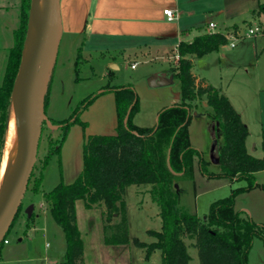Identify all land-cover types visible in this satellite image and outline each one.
Listing matches in <instances>:
<instances>
[{
  "label": "trees",
  "instance_id": "trees-1",
  "mask_svg": "<svg viewBox=\"0 0 264 264\" xmlns=\"http://www.w3.org/2000/svg\"><path fill=\"white\" fill-rule=\"evenodd\" d=\"M29 5L30 0H20L19 26L13 33V43L8 50L0 82V162ZM261 13H264V0L258 3L253 12L254 15ZM237 32V28H233L227 34ZM261 36H264V29ZM227 43L225 33L203 32L189 43L178 44L177 65L171 71L179 82L180 98L176 104L159 112L155 129L139 127L133 123V117L138 111V98L130 85H105L100 88L99 94L108 91L114 95L115 133L84 136L82 169L78 176L72 183H59L43 195L52 219L64 235L65 264L83 262V244L76 223V200H82L86 208L102 204L108 223L114 215L119 214L120 222L114 227H108L113 228L110 235L107 233L108 228H104V243H128L123 195L129 185L149 187L147 192L151 202L158 208L161 221L158 231H147L155 241H134L137 247L144 250L146 259L158 251L160 264H189L191 257L184 240L189 239L192 240L191 246L197 251L199 264H249L248 254L253 241L259 239L264 242V224L256 223L249 216L235 211L234 202L238 195L255 188L264 191V179L258 184L254 176L256 172L264 174V130L261 134L262 155L255 157L247 151L248 129L240 115L227 97L216 88L209 84H196V77L191 72L192 61L188 58L190 55L202 57ZM47 97L48 90L44 111ZM96 97L97 95H89L85 98L81 110H85ZM201 101H205L210 108L209 117L214 123L215 132L221 137L216 153V173L207 170L208 162L189 143L188 124L191 112ZM72 116L64 121L51 123L65 129L78 123L85 128L86 123L80 121L78 116L70 121ZM49 147L58 154L59 146L52 147L49 144ZM48 156L49 153L43 168L48 163ZM195 157H198L200 171L205 177L245 182L244 186L232 189L227 196L212 201L202 217L180 212L176 205L177 191L174 185L179 178H192ZM41 180L42 176L35 182V191L39 190ZM4 240L6 236L0 243V248Z\"/></svg>",
  "mask_w": 264,
  "mask_h": 264
},
{
  "label": "rangeland",
  "instance_id": "rangeland-1",
  "mask_svg": "<svg viewBox=\"0 0 264 264\" xmlns=\"http://www.w3.org/2000/svg\"><path fill=\"white\" fill-rule=\"evenodd\" d=\"M3 1H5L2 4L4 9L0 11V82L8 50L13 43V33L19 26L20 17V0ZM28 15L29 9L27 18ZM255 25L264 26V20L261 21V24H253V26ZM245 31H247V27H244L240 32L245 33ZM79 47H81L80 51ZM219 48L220 51L231 57L239 51L243 54L239 59L243 67L237 69L238 71L228 70L225 72L227 76L223 77V82L230 83L227 92L232 98H235L233 99L234 106L237 111L242 113L243 123L247 126L249 153L255 157H261V134L264 130V36L257 34L254 37H244L233 48L228 43ZM105 56H108V52L97 53L91 49L90 44L82 45L79 37L67 34L60 37L58 53L49 80L45 115L52 126L54 124L51 122L64 121L71 115L73 116L70 121L78 116L80 121L86 123V126L82 128L78 123L71 124L66 129L62 127L55 129L47 124L42 126L36 160L21 206L6 234L7 242L0 248V264H65L64 235L61 228L52 219L49 206L43 195L50 192L59 183H72L80 173L83 137L95 130L100 122V116L97 113L99 106L89 109L92 102L100 95V88L105 85L119 87L117 84H121V82H130L135 86L139 73L146 66L138 64L137 70L131 71L121 63L119 71L114 70V74L103 77L101 72ZM157 63L160 61L153 62L155 65ZM243 68H246V71ZM194 70L197 74L208 71V74L213 78L218 75V68L212 72L210 68L201 64H197ZM175 81L177 83L178 80ZM138 92L139 111L140 108L145 109V106H148V101L145 100L146 97L144 98L141 91ZM89 95H97V97L86 107L87 111L84 112L85 110H81L82 102ZM195 109L201 114L202 118L200 119H210L208 118L209 107L204 106L203 103H197ZM75 110L77 113H74ZM108 112L105 109V118L111 116L112 113ZM200 122L195 124L198 129L200 126L202 127ZM196 138L200 148L204 150L207 136L199 132ZM219 139L221 141V138ZM49 144H52V147L59 146L58 154L50 150ZM2 153L3 148L1 159ZM48 153V163L43 168ZM206 160L210 161V157L208 156ZM207 170L215 172L211 163L207 165ZM263 175L261 172L257 178L261 179ZM40 176H42V180L39 190L35 191L34 185ZM219 179L206 178L200 171L198 157H195L192 163V178H179L175 184L177 186L175 190L177 191L178 210L202 217L208 210V202L227 196L225 195L227 193L216 188L219 183H222V180ZM148 188V186L135 185L125 188L123 201L128 237V243L125 245L106 244L103 239L104 228L114 227L120 222L119 214L114 215L108 223L102 204H93L90 208H86L82 200H76V223L83 244V262L81 264H160L158 251L153 252L146 259L144 250L134 243L135 239L145 243L155 241L147 234V231L160 229L161 221L158 208L151 202L147 192ZM5 192L6 187L1 186V198ZM29 205H33V209L28 216L25 214V209ZM112 231L113 228H108V235ZM184 240L191 257L189 264H199L197 251L191 246L192 240ZM258 240L255 239L253 242L257 244ZM255 244L252 245L253 250L256 249Z\"/></svg>",
  "mask_w": 264,
  "mask_h": 264
},
{
  "label": "crops",
  "instance_id": "crops-1",
  "mask_svg": "<svg viewBox=\"0 0 264 264\" xmlns=\"http://www.w3.org/2000/svg\"><path fill=\"white\" fill-rule=\"evenodd\" d=\"M260 1L263 0H59L60 37L63 34L79 37L82 45L90 44L91 49L97 53L108 52V56L104 57L105 63L101 72L103 77L114 74V70L119 71L121 63L131 71L137 70L138 64L146 65L139 73L135 86L130 82H121L117 86L130 85L138 98V91L144 94L148 106L139 109L133 117V123L139 127L154 128L159 112L173 106L180 98L179 82L176 83L171 71L177 65L178 44L189 43L203 32L226 34L233 28L241 31L244 27L261 24L264 13L253 14ZM3 2L5 1H0V11L4 9ZM164 9L172 10L174 18L168 20L163 14ZM209 23L214 25L211 31L208 28ZM80 49L81 47L78 48L79 51ZM242 55L239 51L231 57L218 48L202 57L188 56L192 61L191 72L196 77V84H209L220 91L227 97L241 120L242 113L236 110L233 103L235 98L227 92L230 83L223 82V77L227 76L225 72L228 70L235 71L243 67L239 60ZM158 60L160 63L153 64ZM197 64L210 68L212 72L218 68V75L213 78L206 70L201 74L195 73ZM243 70L246 71V68ZM96 106H99L97 113L100 122L97 128L88 134H114L116 116L113 93L108 91L101 93L89 109ZM105 109L112 113L108 118L104 116ZM200 118H202L201 114L193 109L188 124L189 143L208 164L214 166L213 173H216L218 164L212 159H216L221 137L215 132L210 117H208L210 119ZM198 121L202 124L200 129L195 125ZM199 132L208 138L204 150L200 148L196 138ZM246 148L248 151L247 138ZM208 156L210 161L206 160ZM259 174L261 172L254 174L258 184L264 179V175L261 179L257 178ZM219 180H222V183L216 188L227 193L225 195H228L232 189L245 185L244 181L225 178ZM211 202H208V205ZM234 209L249 216L254 222L264 224V191L255 188L238 195ZM254 244L253 242L252 245ZM255 246L256 249L253 250V246L250 249L248 263L264 264V242L258 240Z\"/></svg>",
  "mask_w": 264,
  "mask_h": 264
},
{
  "label": "water",
  "instance_id": "water-1",
  "mask_svg": "<svg viewBox=\"0 0 264 264\" xmlns=\"http://www.w3.org/2000/svg\"><path fill=\"white\" fill-rule=\"evenodd\" d=\"M35 3L36 0H31L20 65L15 77V79L18 77L27 62L29 80L20 104L14 174L0 207V243L21 206L36 160L42 126L47 124L55 129L60 127V125H50L44 111L45 96L61 34L59 0H44L39 12H36ZM38 33L41 35L40 47L36 44ZM203 105L206 106V103ZM212 160L217 163L216 159ZM174 186L177 188L176 185ZM32 209L33 205L26 208L25 212L28 216Z\"/></svg>",
  "mask_w": 264,
  "mask_h": 264
},
{
  "label": "bare ground",
  "instance_id": "bare-ground-1",
  "mask_svg": "<svg viewBox=\"0 0 264 264\" xmlns=\"http://www.w3.org/2000/svg\"><path fill=\"white\" fill-rule=\"evenodd\" d=\"M44 0H36L35 9L39 12L43 7ZM36 44L40 47L41 35H36ZM29 80L28 65L25 63L24 67L15 79L11 99H10V113L7 120V126L4 136L3 153L0 163V187L5 186L6 192L2 198L0 195V207L2 206L6 193L11 184L14 174V164L16 159V145L18 138V124L20 119V104L24 96L27 83Z\"/></svg>",
  "mask_w": 264,
  "mask_h": 264
},
{
  "label": "built area",
  "instance_id": "built-area-1",
  "mask_svg": "<svg viewBox=\"0 0 264 264\" xmlns=\"http://www.w3.org/2000/svg\"><path fill=\"white\" fill-rule=\"evenodd\" d=\"M163 14L166 16V18L168 20H171L174 18L173 12L170 9H164L163 10ZM208 28L211 30H213L214 25L212 23H209ZM264 29V26H260V25H255V26H249L247 27V31H245V33H241L240 31H238L237 33L233 34V33H226L227 39H228V44L230 47H234L236 45V43L241 40L244 37H254L257 34L262 35V30ZM132 68L134 67V65L131 66ZM7 240H4V243H6Z\"/></svg>",
  "mask_w": 264,
  "mask_h": 264
},
{
  "label": "flooded vegetation",
  "instance_id": "flooded-vegetation-1",
  "mask_svg": "<svg viewBox=\"0 0 264 264\" xmlns=\"http://www.w3.org/2000/svg\"><path fill=\"white\" fill-rule=\"evenodd\" d=\"M26 210V209H25ZM25 214H26V212H25Z\"/></svg>",
  "mask_w": 264,
  "mask_h": 264
}]
</instances>
